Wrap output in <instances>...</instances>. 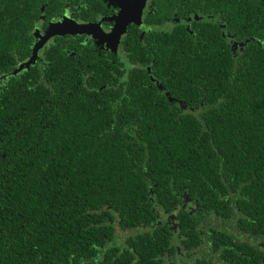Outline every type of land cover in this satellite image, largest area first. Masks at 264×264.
I'll list each match as a JSON object with an SVG mask.
<instances>
[{
	"label": "trees",
	"instance_id": "obj_1",
	"mask_svg": "<svg viewBox=\"0 0 264 264\" xmlns=\"http://www.w3.org/2000/svg\"><path fill=\"white\" fill-rule=\"evenodd\" d=\"M182 1L197 34L24 66L42 4H103L0 0V264H264V0Z\"/></svg>",
	"mask_w": 264,
	"mask_h": 264
},
{
	"label": "flooded vegetation",
	"instance_id": "obj_2",
	"mask_svg": "<svg viewBox=\"0 0 264 264\" xmlns=\"http://www.w3.org/2000/svg\"><path fill=\"white\" fill-rule=\"evenodd\" d=\"M101 3L103 4V7L100 9H96L94 11L84 10L83 14H78V12H80L79 7L75 9L70 2H67L65 4V8H62L61 11H56L58 15L51 19L47 18L46 15V8L49 3L46 2L42 4L39 14L40 19L37 21L34 29L31 31L36 39L33 48H35V45L39 40V33L43 35L52 34L58 31V26L55 27L52 24L60 23L65 19H68V21L71 23L75 22L77 24H99V29L94 34H100V36L96 37L92 35L93 33L88 34L85 32L71 33V31L66 30V33L62 32L51 36L43 45L44 47L54 45L60 39L70 40V38L76 37L82 38L81 43L83 44H86L87 41L93 39V41H95L99 46H102L106 49L115 46L116 40L117 45L115 49L117 48V52L121 53L120 46L123 38L126 34H129L132 29L135 30L134 34H150L152 31H158L159 34H173V32H175V34L176 32L184 34L183 32L176 31L173 28L176 24L186 23L188 24L187 30L191 31L193 34H197L195 28L192 30V21L204 19L202 14L194 12V9L188 7V5L182 0L178 1V3L171 7L169 11L161 10L159 12L154 9V0H101ZM202 11L204 12L205 9L200 10V12ZM211 20H214V18L211 17ZM150 23H153V25ZM49 27L51 28L52 33L49 32ZM63 28L65 27L63 26ZM107 34H121V36L119 39L116 36L115 40L113 38L110 40L107 37ZM69 49H72V46L68 44L67 50ZM41 50L38 52H41ZM214 225L215 224H210L209 226L213 227ZM177 249L179 255L184 256L182 255L184 254L182 247L177 246ZM220 259L221 258L218 257V261ZM187 260L184 262L183 259H180V264H201L199 260ZM219 263L222 264L221 261Z\"/></svg>",
	"mask_w": 264,
	"mask_h": 264
},
{
	"label": "rangeland",
	"instance_id": "obj_3",
	"mask_svg": "<svg viewBox=\"0 0 264 264\" xmlns=\"http://www.w3.org/2000/svg\"><path fill=\"white\" fill-rule=\"evenodd\" d=\"M66 20V19H65ZM64 21V20H63ZM62 21V22H63ZM62 22H60V23H62ZM66 22H69L70 23V21H66ZM82 24V23H81ZM84 24H88V23H84ZM52 25H54L55 27L56 26H58V23H54V24H52ZM96 24H89L88 26H86L85 28H83V32L82 33H88V34H92L93 36H96V37H99L100 36V34H94L96 31H98V26H99V24H97L96 26H95ZM58 31H56L57 33H62V32H64V31H66V30H69L68 28H63V26H58ZM49 32H51V28H50V30H49ZM56 32H54V33H52V34H41V33H39V35H38V37H39V40H38V42L36 43V48H42V46L45 44V42L51 37V36H53V35H56L57 33ZM79 33H81V32H79ZM107 37L110 39V40H112V36H111V34H107ZM40 40H42V42H40ZM115 40V39H114ZM115 45H117V43H116V40H115ZM39 50L37 49V52H38ZM34 56V58L32 59V57ZM37 57V53L34 55H32L31 56V58L29 59V61H28V63H30V62H34V60H35V58ZM28 63H26V64H28ZM26 64H24V66H26ZM195 109H197V110H201L202 109V107H200V108H198V107H190V111H192V110H195Z\"/></svg>",
	"mask_w": 264,
	"mask_h": 264
},
{
	"label": "water",
	"instance_id": "obj_4",
	"mask_svg": "<svg viewBox=\"0 0 264 264\" xmlns=\"http://www.w3.org/2000/svg\"><path fill=\"white\" fill-rule=\"evenodd\" d=\"M66 21H68V19L67 20H64L62 23H58V26L61 25V26H64L65 28H68L69 31H71V33H77V32H81L82 33L84 31L83 28H85L86 26L89 25V23L88 24H77L75 22L74 23L73 22L72 23L71 22L69 23V22H66ZM111 36H112L113 39H115V37L117 36V38L119 39L120 36H121V34H111ZM112 47L115 48L116 45L115 46H112ZM37 49H39V48H35L34 55L37 53ZM33 58H34V56L32 57V59ZM30 63H28L26 65H29Z\"/></svg>",
	"mask_w": 264,
	"mask_h": 264
}]
</instances>
